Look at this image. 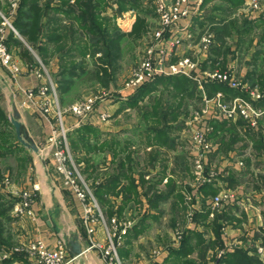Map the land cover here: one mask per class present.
<instances>
[{
	"label": "crops",
	"instance_id": "crops-1",
	"mask_svg": "<svg viewBox=\"0 0 264 264\" xmlns=\"http://www.w3.org/2000/svg\"><path fill=\"white\" fill-rule=\"evenodd\" d=\"M113 1L110 0L108 2L102 15L112 18L121 32L128 31L131 28L134 17L132 15L131 17L128 16V14L130 15L128 11L116 15V12L114 13L112 10ZM213 1L215 0H203L200 9ZM223 1L226 4H228V1L230 2V0H227V2L226 0ZM223 8H215L217 11L213 12V16L223 15ZM0 9H7L11 23L15 20L16 12L15 14L11 13L6 0H0ZM198 12L200 11L192 13L181 21L183 24H188V29L195 36L201 33L206 27L205 24L208 22V18H210L208 16L200 17L201 15ZM251 17L257 18L258 14L254 13L253 15L252 13ZM199 27L203 28L198 29ZM9 31L12 30L7 28L5 36H7ZM16 37L26 46L19 34ZM251 39L250 43L246 42L245 48L238 45L237 48H229L232 54L229 55L228 52L222 62L223 65H226V68L228 66L233 68L237 78L244 83L243 87L245 90L238 91L242 96L248 98L247 90H254L256 85H261L259 86V89H261L260 99L251 100V102L256 107H264V62L257 55L258 50L264 46V35L261 39V35L258 36L254 32ZM188 44L189 41L184 40L170 55V61L174 62L185 54L189 55ZM9 50L18 61L20 71L17 75H11L0 63V122L2 123L3 121V127L1 126L0 129L11 135L9 143L12 144L8 145V143L7 145L10 147H7L5 143L0 142V160H8L9 162L6 171L2 172L4 175L3 179H8L9 186H6L3 180L0 182V196L4 199H12L15 197L13 193L16 191L22 188L31 189L35 187L38 195L37 203L33 205L36 219L20 221L19 225L22 227V231L18 235L22 234L24 236L26 234L25 238L27 240H42L49 249L55 248L57 242L63 240L69 257H72V255L67 241L75 236L79 241L81 253L70 264H105L97 251L88 249L89 237L84 230L83 205L81 201L72 192L71 188L64 183L63 176L56 171V161L53 158L55 148L52 144V129L49 122L32 107L27 106L20 111V120L28 135L36 143L38 147L37 153L23 146L17 140L14 128L8 124L10 123L9 117L12 113V106L20 98L19 88H35L40 82L34 74L38 59L48 73L56 75L59 68L58 57L54 55L44 63L34 50L29 48V57H26L23 48L13 42L10 43ZM204 58L206 57L204 56ZM237 58H239V62L236 61ZM203 61L202 59L201 69L206 66ZM169 77L183 76L171 75ZM149 82L152 81L147 83ZM74 83L76 81L73 79L70 86ZM159 84L162 85L163 83ZM211 84L206 83V87L207 85L211 86ZM195 85L197 86L196 83ZM152 86L154 84L149 87ZM112 88V83L109 82L108 90L112 91ZM137 89H119L120 91L117 92L120 94V99L118 98V100L114 101L108 99V101L102 102L97 109V114L81 123H77L76 119L71 116L66 117L69 132L82 127L87 128L86 130L89 131L102 130L104 131L103 134L109 139L103 149L105 162L104 194L114 203V209H118L120 217L136 216L133 220V226L129 227L123 245L119 248L121 259L127 261L131 255L138 258V255L141 254L140 252L137 254L135 252L141 243L143 229L148 225L149 220L147 218L149 216L154 218L160 214L159 203L172 201L171 205L176 206L177 204L173 203V199L177 198L176 200H179V205L181 206L186 196H189V208H192L194 212L204 213V208H208V221L217 216L216 223L225 228V236L222 237L225 245L227 242H232V248H242L248 251V254L258 256L254 244L261 235L260 227L263 222L262 213L264 212V200L259 194L264 191V143L247 147V149H252L254 155H250L248 151L247 153H242L244 150H241V148L233 149L232 147L223 157L219 154L221 152L218 151L221 146L217 145L206 161L207 173L212 171L214 173L213 178L205 182L197 181L191 173L190 162L188 163V158L186 157L190 153L181 151L180 145L176 143L177 141L175 142L178 138L172 133L177 128L173 125H170V129L166 132H160L159 128L145 129L141 125L117 128L114 125L115 123H108L111 115L118 116L120 111L137 105L143 94ZM62 93H59V96ZM226 94L224 96L225 100L231 97L228 96L231 93ZM109 101L112 103L109 104ZM118 104H120L119 107ZM102 110L107 111L109 114L108 119L105 121L99 118ZM210 119L216 118L212 117ZM216 120L224 121V119ZM6 122L7 124H5ZM254 132L264 137V118L260 120L259 127ZM160 137L162 142L159 139ZM75 156L74 162L76 163L84 162L86 158L89 159L88 155L83 156L80 154ZM229 157L232 160L231 162L228 160ZM22 159L25 160L23 165ZM238 162H242L243 165L239 166ZM19 167L20 170L26 171V173L23 172L25 176L20 175L21 177L23 176V180H19L20 177L17 172ZM91 168L97 169L93 165ZM29 176L32 178L27 182V177L29 178ZM204 187L214 189L216 192L214 194L205 193ZM129 188H131L130 191ZM223 189L234 191L238 199L234 197L230 201L222 202L219 211L211 216L210 201ZM145 219L147 221L144 222ZM200 221L201 223L196 226V230L210 238L213 230L210 227L202 226L204 221L202 219ZM194 227L195 223L191 221L186 225L187 229H194ZM8 231L11 232L12 236L16 234L14 233L13 235V232H15L13 228ZM94 238L99 241L104 240L103 232L98 230ZM168 252H164L155 264H162L168 256ZM144 264L147 263L144 262ZM148 264H154V262ZM260 264L262 263L260 262Z\"/></svg>",
	"mask_w": 264,
	"mask_h": 264
},
{
	"label": "rangeland",
	"instance_id": "rangeland-1",
	"mask_svg": "<svg viewBox=\"0 0 264 264\" xmlns=\"http://www.w3.org/2000/svg\"><path fill=\"white\" fill-rule=\"evenodd\" d=\"M109 1L110 0H108V2ZM140 1L142 2L141 4H143L144 6L149 0H140ZM234 1L236 2L234 4L237 6V10L235 11L234 17L237 16L238 20H241L243 17H247V16L251 17L252 13L253 15L254 13L258 14V17L263 14L264 17V0H256V2L260 7L258 12H255V9H253V7L250 6L251 0H242L241 3H238V0H234ZM6 2L9 8L8 0H6ZM227 3L228 4H226L225 1L223 0H215L213 2H210L207 6L203 8L201 7V9L199 7L198 10L200 12L198 13H200L201 15L200 17H204V16L215 17L213 16V12L215 13L217 11L215 8L220 9L226 7L225 9L227 10L229 8L232 9L233 5L232 6L230 5L231 2L228 1ZM150 4H151L150 7H148L147 9H143L142 7L141 9H138L141 10L142 12L136 9L126 10L130 13V15L128 14V16L131 17L132 15L134 17L133 23L135 22L139 14L144 16L143 18L145 21V26L140 30L138 29V31L134 32L135 36L128 35V33H130V31L132 30L133 23L128 31H123V33H125V37L121 40L119 44L118 54L116 55L117 58L115 60L113 61L110 60V62L106 63L105 61L108 60H105L106 58L104 59V54L103 51L101 50L96 51L93 56L87 54L85 57L76 58L77 63L80 62L86 63L87 69H92L94 67L93 66L94 63L101 64L105 62V64L103 65L104 66L103 69H105L106 72L104 74V70L101 69L100 73H103L104 79L112 83V87L114 88V90L112 88V91H109L108 86H106L107 84L101 81L100 82L96 80L81 81L80 77L73 78L76 81V83H74L72 86L68 85L67 86L68 88L64 89L60 97H59L60 92H58L60 109L62 111V120L64 122L65 127L68 128V125L66 123L67 116H71L75 118L77 123L79 122L81 123L84 121L75 117L70 112V107L75 103L84 102L90 98L93 99V109L95 110V112H93L94 115L97 114L98 112L97 109L102 102L104 103L108 101V99L111 101L118 100L120 94L117 91H120L119 89L123 90L126 88L125 84L132 77L134 71L138 68L141 61L145 57L147 48L154 41L155 31L161 26L159 16L156 13L155 0H151ZM112 10L114 11V13L116 12L115 13L116 15L121 14V12L120 13L118 12V4L116 0L113 1ZM0 11L3 14H7V9L6 10L0 9ZM216 18L222 19L224 18V16L222 14H219L217 17H215V19ZM209 21L210 18H208V22H206L205 20L206 22L205 25H208L210 23ZM181 24L183 23L181 22ZM207 27L208 26H206L205 29ZM201 28L203 27H199L198 29ZM205 29L201 31V33L204 31L212 32L211 29H209V27L208 29L206 30ZM261 30L262 27L259 26L258 29L254 30V32L256 33V35L260 36ZM199 35L197 36L193 35V37L189 39V44H188L190 49L189 55L191 59L195 62L196 70L191 71L190 77L184 74H177L184 76L187 79H189V81H193L197 84L193 92L185 88L181 90V87H179L178 89H174L175 88L174 84L167 85L168 83L166 82H164L166 84H162V85L159 83L154 84V86L149 87L144 92H142L143 94L141 95V98L138 100L137 105L131 106L127 110L120 111L119 113L120 115L118 116H115L113 114L111 115V117H109V119L107 118L109 120L108 123L110 124L115 123L114 125L117 128L127 127L129 125L131 127L141 125L145 129H149V128L161 129L164 127V125L167 124V125H173L177 129H179V130L175 129L172 134L175 135L176 138H178V139L175 138L176 139L175 142L177 141L176 143L180 145V150L185 151L186 153H190V155L188 154V156L186 155V157L188 158L187 159L188 163L190 162L191 173L194 175L195 178H196V174L194 170L193 157H192V149H193L192 134L193 131L199 128V126H201L202 124H203V128H207L210 130V135L208 132L207 138L209 142L213 145V147H216L217 145L221 146V148L218 151L221 152L219 154L222 157L225 154H227L228 150L231 149L232 147L233 149L241 148V150H244L242 151V153H247L248 151L250 155L252 154L254 155L252 149L251 150L247 149V147L254 146V144L264 143V137H262L259 133L254 132L256 130H254V128L251 127L247 122H245L241 117H237L235 120L227 119L223 121V120L210 119L211 117H209V115H207V113L205 112V110L211 106L215 94H217L218 92L222 93L224 96L226 94V92L221 89H218L217 91L216 90L212 91L210 89L211 87L210 85H207L206 87L204 78L206 77L207 73L213 71L223 72L227 69H233V68L229 66L228 68H226V65L225 64L223 65L222 61L227 53H225L226 52L225 48L222 49L221 52L216 51L215 48L218 46H217V42L215 41V38L205 48L204 44L202 42L200 43L199 41ZM226 41L228 43L226 47H229L230 49L232 47L237 48V45L241 46L240 43L238 42L236 33H233L230 37L226 38ZM246 42L242 44L245 47L247 44ZM228 54L231 55L232 51H230ZM204 56L206 58H204ZM101 59H104L105 61ZM202 59L204 60L203 62L206 63V66L205 68L201 69ZM236 61L239 62L240 61L239 58H237ZM47 74H49L50 80L54 83L59 79V76L57 74L56 75L52 73H47ZM194 76L200 78L201 82L198 83L196 80H194L192 78ZM212 82H217V81H211L209 83ZM239 82L241 83L240 88L234 90H239V91H241L242 89L245 90V88L243 87L244 83L240 80ZM259 86L256 85L254 87V91L261 94L260 93L261 89H259L260 88ZM250 91L251 90H247L248 96ZM237 95L239 96L241 94H230L228 96L234 97ZM108 103L110 104L112 102L109 101ZM119 105L120 104H118V107ZM160 106L161 107L163 106L164 111H170V112L169 113L164 112V114L161 115V113L158 112ZM171 111L173 114H171ZM102 113H105L106 115L109 116L107 111L102 110L100 114ZM77 129H73L71 132H69V130L66 131V152L73 160L76 157L75 155H80V154H82L83 156L88 155L87 156L89 157V159H87L88 161L79 162V163L75 162L77 171L80 173L82 177L85 176V173L92 172L93 170L91 168L92 165L93 167H97L98 171H100V173L97 174L96 182L94 180H88V181L86 180V182L89 184L88 187L91 189L92 185L94 186L98 183L97 181H103L104 179L105 162H104L103 149L108 143L109 139L107 136L103 134L104 131L102 130L79 131ZM4 143L5 145H7L9 143V139L4 141ZM8 145H12V144L9 143ZM8 145L7 147H10ZM23 161L25 160L22 159V165L24 164ZM8 165H9L8 160L7 161L0 160V171L3 177L4 175L2 172L6 171ZM17 172L19 173L18 175L20 177L19 180H23L22 177L25 176L24 173H26V171L24 172L22 169L20 170L19 167L17 169ZM20 175L23 176L21 177ZM31 178H32L31 176H29V178L27 177V182ZM196 180L198 181L197 178ZM23 189L26 188H22L20 190ZM30 190L34 194L33 205H35L38 200L37 189H35V187H32ZM188 197L189 196H186L185 201H183V204H181V206L179 205L180 203L179 200H176L177 198L173 199L174 200L173 203L177 204L176 206L171 205L172 201L159 203L160 214L154 218L149 216L147 218L149 220L148 225L143 229L144 232L141 237L142 238L141 243L139 244L138 249L135 252L136 254L138 252H140L141 254L138 255V258L134 255H131L127 261L121 259L122 264H144V262H146L147 264L150 262L151 263L154 262L155 264L164 252H168L169 249H176L179 247L181 238L178 240L177 244H174L175 237L177 233L180 234L181 237H183L184 234L183 226L187 225L191 221V217L193 216V210L192 208H189L190 198ZM13 199L14 200L11 201H13V205H14L16 203L15 202L16 199L15 198ZM184 204H186L185 209L183 207ZM13 208L14 207H12V210L10 211L9 214V217L11 218L8 219L6 222H3V229L0 234L1 235L0 238L3 241V244L0 247V262L4 261V259L13 257L15 255H21L24 258V260L27 262H23L22 260L21 261L15 260L13 264H29L28 263L29 253L27 250V246H28V242H30L31 240H27V238H25L26 234H24L23 236L22 234L18 235V233L22 231L21 230L22 227L19 225L21 223L20 221L23 220L31 221V218L29 216H25L22 219L15 217ZM131 208H132V203H131ZM100 209L102 211L103 217L107 219V216L105 214V210L107 209V207L103 206L100 207ZM177 210L178 212L176 213ZM177 214L179 215L176 216ZM112 217L117 219L118 223L130 222V227L133 226L134 223L133 220L134 218H136V216H132V215L126 217L113 215ZM129 218L132 219V221H130ZM145 221L147 220L145 219L144 222ZM12 228L13 231H15L13 232V235L14 233H16L14 236H12L11 232L8 231L9 229L11 230ZM84 230L86 231V229ZM98 230H100L99 227H97V231ZM220 231L222 235L225 236V228L221 226ZM203 236L206 241H208L209 239L215 240L214 232H212L210 238H208L207 235H203ZM124 239L125 237L122 238L121 245H123ZM102 241L103 242L106 241L105 238ZM225 249L226 250L232 249V246L226 247V245L224 244L222 248H218V246H215L214 248H209L205 254V260L207 261L206 264H214V258H219L221 256L220 252L225 251ZM153 250H158L161 252L157 256H152ZM260 256L261 255H258L257 257L259 261L262 264H264L263 258ZM193 258H197V253L194 254ZM162 264H168V263L163 262Z\"/></svg>",
	"mask_w": 264,
	"mask_h": 264
},
{
	"label": "built area",
	"instance_id": "built-area-1",
	"mask_svg": "<svg viewBox=\"0 0 264 264\" xmlns=\"http://www.w3.org/2000/svg\"><path fill=\"white\" fill-rule=\"evenodd\" d=\"M20 0H8L9 9L15 14ZM203 0H155L156 13L159 16L161 26L154 33V41L147 48L145 57L138 68L134 71L132 77L125 84L126 88H138L141 84L151 81L156 77L184 74L190 77L191 71L196 70L195 62L190 55L178 58L176 61H170V55L180 46L184 40L191 39L193 34L188 29V24H181L189 15L198 11ZM250 6L258 12L260 9L256 0H251ZM0 63L12 74L17 75L20 71L18 61L5 43L7 28L14 34L18 32L13 27L8 14L0 11ZM214 39L210 31H204L199 35V41L205 48ZM42 62L38 59L37 66L34 68V74L40 81L35 88H19L20 98L15 102L18 110H23L27 106H32L38 111L50 124L52 129L51 139L55 150L53 158L56 161V171L63 176L64 183L69 186L76 197L83 205V222L89 237L88 249H95L105 264H122L119 248L122 238L130 227V222L118 223L117 219H105L94 195L88 187L86 179L77 171L74 160L66 152V131L62 120V111L56 85L49 78ZM198 83L201 79L197 76L192 77ZM217 81L227 85L229 88L238 89L241 86L233 69H227L223 72L213 71L207 73L204 78L205 83ZM261 94L251 90L249 96L237 95L225 100L220 92L215 94L211 106L205 112L209 117L224 120H235L241 117L255 130L258 129L260 120L264 118V107H256L251 100L260 99ZM70 112L80 120L86 121L93 116V99H87L84 102L75 103L70 107ZM102 121L108 118V115L102 113L99 115ZM207 119V116H206ZM209 129L203 128V124L195 129L192 134V157L196 178L198 181H210L214 173H207L206 161L212 154L214 147L209 142L207 135ZM229 162L231 158L229 157ZM242 166V162L237 163ZM3 183L9 186L8 179H3ZM260 197L264 200V191H261ZM16 203L13 205L15 217L22 219L29 216L31 220L36 219L33 209L34 194L26 188L13 193ZM236 197L234 191L223 189L217 193L210 201L211 216L218 212L221 203L230 201ZM237 198V197H236ZM13 199V198H12ZM238 199V198H237ZM14 200V199H13ZM241 201V199H240ZM261 235L255 241V248L258 255L264 261V212L262 213ZM97 227L104 233L106 241H99L94 238ZM181 235L177 233L175 243ZM232 242H227L226 247H231ZM27 250L29 253V264H70L76 257L67 255L66 246L63 240L58 241L56 247L49 249L42 240H31L28 242ZM161 251L153 250L152 256L159 255ZM221 255L224 251L220 252ZM6 257V256H4Z\"/></svg>",
	"mask_w": 264,
	"mask_h": 264
},
{
	"label": "trees",
	"instance_id": "trees-1",
	"mask_svg": "<svg viewBox=\"0 0 264 264\" xmlns=\"http://www.w3.org/2000/svg\"><path fill=\"white\" fill-rule=\"evenodd\" d=\"M116 2L118 4L119 13L130 9L138 10L141 9V7L147 9L151 5V0L144 6L141 4L142 2L140 0H116ZM230 2V5H233L232 9H222L224 18L216 20L213 19L214 17H210V23L206 25L214 34L218 46L215 49L218 52H221L224 48L226 51L225 53L230 52L229 47H226L228 44L226 38L230 37L233 33H236L238 42L241 46H244L242 44L246 41H248V43L251 42L252 34L259 26L262 27L261 39L264 35L263 14L257 18L247 16L238 20L237 16L234 17L235 11L237 10V6L234 4L236 2L234 0ZM241 2L242 0H238V3ZM107 4L108 0H20L16 10V18L12 21V24L18 34L23 38L26 46L23 45V42L17 38L12 31H9L5 37V43L8 48L12 42L20 45L26 57H29L28 49L31 48L39 55L44 63L47 62V59L51 56L57 55L59 61L57 75L59 79L55 82V85L57 91L59 90L60 93H62L64 89H67L72 79L76 77H80L81 81H101L108 86L109 81L103 78V73H100V70L104 68L103 65L105 62L108 63L110 60L113 61L117 58L116 55L118 54L119 44L125 37V33L119 30L112 18L102 15ZM143 17L144 16L141 14L137 16L133 23L132 30L128 35L135 36L134 32L145 26ZM208 27L206 29H208ZM98 50L103 51L104 59L106 58L105 60L108 61L101 59L105 62L101 64L94 63L92 69H87L86 63L76 62L77 57H85L87 54L93 56ZM257 55H259L264 62V46L262 49L258 50ZM103 70L105 74L106 71L105 69ZM151 81L152 82L149 83H143L137 90L144 92L149 86L155 83H168L167 85L174 84V89L181 87V90L185 88L189 89L191 92L196 88L195 83L189 81V79L184 76L156 77ZM210 89L212 91L221 89L226 93L239 94V90L234 91L228 88L227 85L219 82H212ZM158 112L163 115L164 112L169 113L170 111H164L163 106H160ZM171 114H173L172 111ZM2 123L0 122V127H3ZM5 124H7V122ZM8 124L12 126L11 123ZM86 129L82 127L77 130L89 131ZM169 129L170 125L166 124L163 128H159V131L166 132ZM5 133L3 129H0L1 143H4V141L11 137L9 133ZM159 139L161 141V137ZM85 161H88L87 158ZM99 173L100 171H98V169H93L92 172L85 173L84 178L96 182L97 174ZM2 180L3 176L0 173V182ZM97 182L96 185L91 186V189L100 207H107L105 210L107 218L111 219L113 215L119 216L118 209H114V203L104 194V180ZM131 188H129V191ZM203 190L205 193L210 194L216 192L209 187H204ZM11 200L13 199H4L0 196V234L3 229V222L10 219L9 212L13 206V201ZM183 207L185 208L186 204H184ZM203 212L204 213H197L193 211L191 222L195 223L194 229H187L186 225L183 226L184 234L183 237H181L179 247L177 249H169L168 256L164 260V263L206 264L205 254L207 250L215 246H218V248L224 246V241L222 239L223 235L220 231L222 225L216 223L217 216L211 221H208L209 209L204 208ZM200 219L204 221L202 222V226L210 227L213 230L215 240L209 239L206 241L203 234L196 230V226L201 223ZM128 230L124 237L128 234ZM2 244L3 241L0 238V247ZM196 253L197 258H193ZM15 260L27 262L21 255H15L4 259V261L0 263L13 264ZM214 264H260V261L257 255H249L248 251L242 248H232L229 250L225 249L224 253L219 258H214Z\"/></svg>",
	"mask_w": 264,
	"mask_h": 264
},
{
	"label": "water",
	"instance_id": "water-1",
	"mask_svg": "<svg viewBox=\"0 0 264 264\" xmlns=\"http://www.w3.org/2000/svg\"><path fill=\"white\" fill-rule=\"evenodd\" d=\"M20 111L16 107L15 104L12 106V113L9 117L10 123L12 124L15 132V136L17 140L28 149L32 150L33 152H38V147L36 143L32 140V138L28 135L23 123L20 120ZM68 248L72 257H78L81 253V247L79 245L78 239L74 236L73 238H69L68 241Z\"/></svg>",
	"mask_w": 264,
	"mask_h": 264
}]
</instances>
